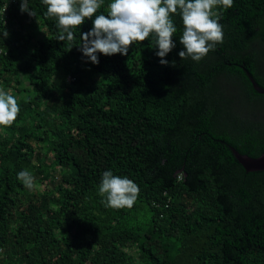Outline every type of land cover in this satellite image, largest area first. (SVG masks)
Masks as SVG:
<instances>
[{
	"label": "trees",
	"instance_id": "obj_1",
	"mask_svg": "<svg viewBox=\"0 0 264 264\" xmlns=\"http://www.w3.org/2000/svg\"><path fill=\"white\" fill-rule=\"evenodd\" d=\"M30 7L0 15V90L20 106L0 125V264H264V171L230 149L264 155V94L244 71L264 88V0L214 4L223 40L198 62L178 55L175 14L167 65L151 33L94 64L78 47L91 19L59 41ZM107 168L138 185L131 206L99 193Z\"/></svg>",
	"mask_w": 264,
	"mask_h": 264
},
{
	"label": "clouds",
	"instance_id": "obj_2",
	"mask_svg": "<svg viewBox=\"0 0 264 264\" xmlns=\"http://www.w3.org/2000/svg\"><path fill=\"white\" fill-rule=\"evenodd\" d=\"M229 6L232 0H109L107 14L97 10L104 0H42L45 15L56 18V40L72 41L75 26L91 19L92 27L79 32V50L86 60L99 63V54L127 55L129 45L143 41L151 33L155 38V55L159 63L167 65V54L176 47L173 39L177 33L174 15L178 14L183 28L178 36L183 47L178 55L200 61L223 40V26L219 17L213 16L216 3ZM7 7V6H6ZM21 12L35 15L30 0H20ZM9 35L5 28L0 38ZM20 110L17 98L10 90H0V125L12 123ZM25 186L33 185L34 177L28 169L17 172ZM108 206H131L139 191L138 185L127 175H117L111 168L101 174L98 185Z\"/></svg>",
	"mask_w": 264,
	"mask_h": 264
},
{
	"label": "water",
	"instance_id": "obj_3",
	"mask_svg": "<svg viewBox=\"0 0 264 264\" xmlns=\"http://www.w3.org/2000/svg\"><path fill=\"white\" fill-rule=\"evenodd\" d=\"M244 69V68H242ZM244 71L247 74L248 79L250 80L254 90L257 93L264 94V88H262L254 79V77L248 72L247 70L244 69ZM230 149L237 159V161L240 163V165L246 170L247 173H252V172H262L264 171V155L258 157V158H253L248 155H243L239 153L235 148L230 146Z\"/></svg>",
	"mask_w": 264,
	"mask_h": 264
},
{
	"label": "built area",
	"instance_id": "obj_4",
	"mask_svg": "<svg viewBox=\"0 0 264 264\" xmlns=\"http://www.w3.org/2000/svg\"><path fill=\"white\" fill-rule=\"evenodd\" d=\"M19 3H20V0H7V2L5 3V5L0 10L1 19L7 18L10 9L13 6H15V5L19 4Z\"/></svg>",
	"mask_w": 264,
	"mask_h": 264
},
{
	"label": "rangeland",
	"instance_id": "obj_5",
	"mask_svg": "<svg viewBox=\"0 0 264 264\" xmlns=\"http://www.w3.org/2000/svg\"><path fill=\"white\" fill-rule=\"evenodd\" d=\"M43 35H45V36H47L48 35V31L45 29L44 30V32H43ZM232 90H230L229 92L227 91V95H230V92H231ZM229 93V94H228ZM27 95H33V93L32 92H30V93H28ZM25 97H26V95H25ZM236 109V108H235ZM239 109V108H238ZM246 113H249V107H245V108H243V110H242V112H241V114H246ZM259 115H263L264 116V110H262V111H260L259 112ZM48 161V163H50L51 161H49V159L47 160Z\"/></svg>",
	"mask_w": 264,
	"mask_h": 264
}]
</instances>
